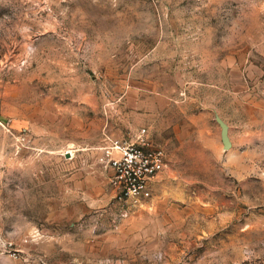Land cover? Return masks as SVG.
Here are the masks:
<instances>
[{"label":"rangeland","instance_id":"1","mask_svg":"<svg viewBox=\"0 0 264 264\" xmlns=\"http://www.w3.org/2000/svg\"><path fill=\"white\" fill-rule=\"evenodd\" d=\"M0 264H264V0H0Z\"/></svg>","mask_w":264,"mask_h":264},{"label":"built area","instance_id":"2","mask_svg":"<svg viewBox=\"0 0 264 264\" xmlns=\"http://www.w3.org/2000/svg\"><path fill=\"white\" fill-rule=\"evenodd\" d=\"M147 146L142 140L140 145L110 140L99 156L100 163L113 173L110 185L116 203L127 206L122 216H127L131 208L142 207L151 197V183L165 167L164 152Z\"/></svg>","mask_w":264,"mask_h":264},{"label":"water","instance_id":"3","mask_svg":"<svg viewBox=\"0 0 264 264\" xmlns=\"http://www.w3.org/2000/svg\"><path fill=\"white\" fill-rule=\"evenodd\" d=\"M215 120L220 127V139L223 149L227 150L231 147V142L229 140L228 132H227L228 129L227 124L217 114L215 115Z\"/></svg>","mask_w":264,"mask_h":264}]
</instances>
